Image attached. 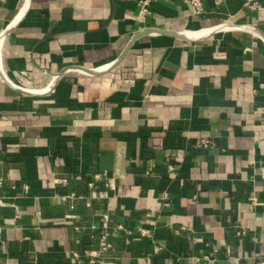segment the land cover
<instances>
[{
    "label": "crops",
    "instance_id": "1",
    "mask_svg": "<svg viewBox=\"0 0 264 264\" xmlns=\"http://www.w3.org/2000/svg\"><path fill=\"white\" fill-rule=\"evenodd\" d=\"M202 1L0 0V264L103 230L106 264H264V0Z\"/></svg>",
    "mask_w": 264,
    "mask_h": 264
},
{
    "label": "built area",
    "instance_id": "2",
    "mask_svg": "<svg viewBox=\"0 0 264 264\" xmlns=\"http://www.w3.org/2000/svg\"><path fill=\"white\" fill-rule=\"evenodd\" d=\"M184 2L188 3L194 11H199L202 9L203 6V1L202 0H183ZM151 0H137V9L135 12V19L138 22L139 27L146 26L148 23V18L150 17V13L152 11L151 6H150ZM242 4L244 6H247L252 9H258L263 7V2L262 0H242ZM200 144L203 146H207L213 143V139L207 136H202L200 138ZM168 167L172 168V163H168ZM104 173L101 171H95L94 173L90 174L88 179H87V184L89 186L88 190V199L86 201L87 204L91 203L92 199L99 198L102 193L97 191L94 188L95 184V179L100 178ZM58 181L64 180V177H56L55 178ZM0 183H1V178H0ZM112 184V182L110 181ZM162 200L164 203H169V198L166 193L162 194ZM252 201H255L254 197H252ZM18 216V213H16V217ZM103 223L104 225L107 224L108 222V215L106 212L103 213L102 215ZM118 228H123L122 223L117 224ZM175 231H183L185 227L183 225H179L174 227ZM137 231L141 235L149 236L151 235L150 230L147 227H143L142 225L137 226ZM244 230L241 229L238 232L242 233ZM112 247V242L109 238V232L107 230H103L99 236L97 247L95 248H90L84 250V254L87 256V260L89 262H98L99 264H106L107 262L103 259V257L108 253L110 248ZM158 246H156V249ZM73 254L75 256H78L77 250L73 251ZM264 263V261H262ZM149 264H151L149 260Z\"/></svg>",
    "mask_w": 264,
    "mask_h": 264
}]
</instances>
